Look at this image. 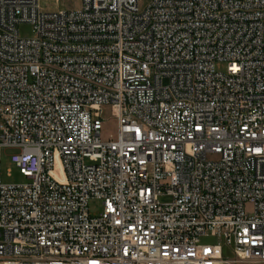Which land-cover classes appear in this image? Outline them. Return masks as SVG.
I'll return each instance as SVG.
<instances>
[{
	"label": "built area",
	"instance_id": "built-area-1",
	"mask_svg": "<svg viewBox=\"0 0 264 264\" xmlns=\"http://www.w3.org/2000/svg\"><path fill=\"white\" fill-rule=\"evenodd\" d=\"M0 264H264V0H0Z\"/></svg>",
	"mask_w": 264,
	"mask_h": 264
},
{
	"label": "rangeland",
	"instance_id": "rangeland-1",
	"mask_svg": "<svg viewBox=\"0 0 264 264\" xmlns=\"http://www.w3.org/2000/svg\"><path fill=\"white\" fill-rule=\"evenodd\" d=\"M146 1V0H143ZM43 8L48 9L49 7L63 9H76L81 6V0H41ZM20 34L23 36L32 35V26L28 23H22L18 25ZM226 62H218L216 68L224 71L226 69ZM102 118L104 119V127L102 129V138L107 139L110 136L115 137L117 134V120L111 114L109 107H104L102 111ZM14 150L2 149L1 150V179L5 183L21 184L29 181V178L24 176L19 168L12 162L10 154ZM165 199V198H164ZM163 199V200H164ZM102 201L92 199L89 203V210L92 216H98L102 211ZM218 240L215 236H206L202 238L204 243H216Z\"/></svg>",
	"mask_w": 264,
	"mask_h": 264
}]
</instances>
